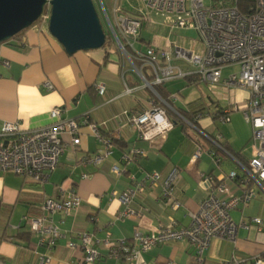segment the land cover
Instances as JSON below:
<instances>
[{"label":"crops","instance_id":"crops-1","mask_svg":"<svg viewBox=\"0 0 264 264\" xmlns=\"http://www.w3.org/2000/svg\"><path fill=\"white\" fill-rule=\"evenodd\" d=\"M105 1L113 16L115 6L123 15L132 18H139L143 11L140 0ZM42 20L0 46V124L18 123L25 130L43 128L53 122L51 111L61 108L63 119L82 120L90 114L91 122L100 126L105 124L101 127L102 136L111 138L127 123L125 112L137 114L164 106L150 89L143 87L116 45L69 55L49 32V19ZM149 21L143 24L137 49H170L175 45L195 54L198 49L203 53L202 43L197 45L186 38L176 42L162 34L158 36L162 33L161 27L151 22L153 18L150 17ZM231 68L234 67L223 70L222 82L228 79L224 72ZM47 82L53 84V91L46 89ZM101 83L106 87L104 96L97 92V85ZM164 91L172 111L175 108L195 118L198 116V131L190 132L187 127L190 137L185 135L182 125L174 123L162 137L144 141L139 139L134 127L125 126L121 138L113 139L114 149L106 161L100 165H85V160L103 152L104 145L89 126H83L78 147L73 148L69 137H64L59 167L44 186L12 173H0L2 264H39V256L46 251L39 246V238L31 232L30 225L21 220L27 215H39L46 198L58 199L74 191L81 199L79 210L69 216L60 213L54 216L62 236L49 264H85L78 238L82 232L93 235L92 244L100 253L96 264H131L124 254L114 255L108 242L125 241L129 248L139 249V242L134 240L136 231L153 235L169 227L172 221L177 223V229L187 227L190 213L208 197L212 179L217 183L230 172L236 171L239 177L242 176L238 181L229 182L234 194H242L244 172L240 164L247 165L254 155L252 126L243 113L249 103V92L236 87L226 89L222 84L211 87L202 81L189 87L186 80L167 83ZM234 107L239 110L235 111ZM222 117L228 120L223 122ZM203 131L225 144L227 153L233 158L216 150L222 166L217 167L210 155H203L194 162L196 149L202 147L198 136L209 145ZM208 149L212 147L209 145L205 150ZM133 150H141L145 156L128 166L122 158ZM114 166L122 170L121 175L113 173ZM175 168L180 172L176 188L180 202L177 211L164 201L161 186L147 182L144 192L130 206L140 217L119 219L120 213L127 208L124 197L143 182L146 173L158 172L166 177ZM199 173L209 179H200ZM231 217L237 224L254 217L264 220V193L258 191L251 203L232 211ZM23 235L25 238H19ZM69 243L78 247L70 249ZM263 255L264 232L251 224L248 229L239 228L234 241L213 239L203 253L201 264H227L233 256L251 260ZM142 263L196 264V259L193 247L187 242L171 241L153 247L134 262Z\"/></svg>","mask_w":264,"mask_h":264},{"label":"built area","instance_id":"built-area-1","mask_svg":"<svg viewBox=\"0 0 264 264\" xmlns=\"http://www.w3.org/2000/svg\"><path fill=\"white\" fill-rule=\"evenodd\" d=\"M140 1L143 11L139 18L123 15L115 6V25L102 1L101 9L115 45L125 59L134 66L143 87L150 89L164 106L137 114L125 112L127 123L122 125L111 138L102 136L101 127L105 124L100 126L91 122L90 114L82 120L63 119L61 108L51 111L53 122L43 128L25 130L18 123L0 124V173H12L44 186L59 167L64 152V137H69V143L73 148L78 147L80 130L83 126H89L104 145L103 152L85 160V165H100L106 161L114 149L113 139L121 138V130L125 126L134 127L140 140L154 141L162 137L173 127L174 122L167 113V109L172 110L171 105L157 94L156 86L197 75L202 82L211 87L222 84L226 89L236 87L247 90L250 99L243 113L245 120L252 126L251 140L254 145V155L247 165L239 163L244 172L242 194L236 195L230 188L229 182L239 179L238 172H230L217 183L212 179L208 197L199 204L195 212L190 213V224L187 227L177 229V223L172 221L169 227L162 228L153 235H144L136 231L134 240L139 242V249L129 248L125 241L108 242V247L113 249L114 255L124 254L126 261L134 264L143 253L155 246L171 241H185L194 249L196 264H201L203 253L209 248L213 239L234 241L239 228L248 229L251 224L256 225L260 232H264L262 218L254 217L250 221L237 224L231 217L232 211L251 203L258 191L264 193V0ZM150 13L170 17L174 27L196 30L204 47L203 53L198 55L175 45L170 49L155 47H148L145 51L137 49L140 32L144 21L149 20ZM42 19L48 20L49 14L43 15ZM135 62L141 64L139 68ZM235 66L239 68V73L230 75L222 82L223 70ZM45 87L48 91L54 90L50 82L45 83ZM97 92L100 96L105 95L106 87L103 83L97 85ZM234 110L237 111L239 108L234 107ZM227 120L228 118L222 117L223 122ZM186 123L196 129L192 123L187 121ZM202 134L214 148L205 150L198 146L193 157L194 162L207 152L220 167L222 160L217 158L216 150L224 151L233 158L222 147L220 140ZM143 156H145L143 151L133 150L130 154L124 155L122 160L129 166ZM112 171L116 175L122 174L118 166H114ZM179 173L177 168L166 177L158 172L148 173L143 182L138 183L136 188L128 191L124 197L123 201L127 208L120 213L119 219L140 217V214L130 206L144 192L147 182L161 186L164 201L177 211L180 207L176 197ZM199 177L203 180L209 179L205 174H199ZM80 207V197L71 191L58 199L46 198L40 207L39 215H27L22 218L21 222L30 225L31 232L39 238V246L46 251L39 256V264L51 262L57 241L62 236L59 226L54 222V216L59 213L69 216ZM78 238L84 263L96 264L100 260V253L92 244L93 235L82 232ZM68 247L75 249L78 246L69 243ZM2 263L0 259V264ZM227 264L264 263L261 258L250 260L233 256Z\"/></svg>","mask_w":264,"mask_h":264},{"label":"water","instance_id":"water-1","mask_svg":"<svg viewBox=\"0 0 264 264\" xmlns=\"http://www.w3.org/2000/svg\"><path fill=\"white\" fill-rule=\"evenodd\" d=\"M49 7V32L69 55L105 47L93 0H0V46L32 27Z\"/></svg>","mask_w":264,"mask_h":264},{"label":"rangeland","instance_id":"rangeland-1","mask_svg":"<svg viewBox=\"0 0 264 264\" xmlns=\"http://www.w3.org/2000/svg\"><path fill=\"white\" fill-rule=\"evenodd\" d=\"M104 1V3H105V6H106V9H107V13H108V15H109V17H110V19H111V21H112V23L115 25V20H114V16H113V14H112V12L109 10V8L107 7V4H106V1L105 0H103ZM93 2H94V4H95V6H96V8H97V11H98V14H99V16H100V19H101V22H102V24H103V27H104V29H105V31L107 32V34L112 38V34L111 33H109L110 31H109V28H108V23H107V21H106V18H105V16H104V12H103V10L101 9V1L100 0H93ZM48 9V11H49V7L47 8ZM46 9V10H47ZM151 14V15H150ZM149 14V16L151 17V18H153V21H151L152 23H155V25H159L160 27H161V31H162V33H158L157 35L159 36L160 34H162V36L163 37H166L168 40H172V41H178L179 39H182V38H186V39H188V40H190V41H194V42H196V44L198 43V44H200L201 43V40H200V37H199V35H198V33L196 32V30H194V29H189V30H185V28H180V27H174L173 26V20L170 18V17H165V16H161V15H158V14H155V13H150ZM149 17V18H150ZM43 20L41 19V20H39L38 22H36L35 24H40L41 22H42ZM145 23H150V21L149 20H146V21H144V24ZM164 29H166V33H164ZM147 33V32H146ZM197 44V45H198ZM197 54L198 55H201L202 54V52L200 51V49H198V51H197ZM126 63H127V65H128V67H129V69L132 71V72H134L136 75H137V73L135 72V68H134V66L130 63V62H128L127 60H126ZM236 73H239V68L238 67H234V68H231V69H228V70H226L225 72H224V77H226V76H230V75H232V74H236ZM137 77H138V75H137ZM138 79H139V81L140 82H142L141 81V79L138 77ZM206 85H204V87H205ZM189 126V131L190 132H195V131H198V130H196V129H193L192 127H191V125H188ZM217 126H220V124H217ZM198 140L200 141V143H201V145H202V147L203 148H207L209 145L206 143V141H204V139L202 138V137H200V136H198ZM253 149V148H252ZM203 155H207V156H209V154L207 153V152H205ZM211 159H212V161H214V159L211 157V156H209ZM214 163H215V165L217 166V164H216V162L214 161ZM222 166V165H221ZM218 167V166H217ZM180 174V173H179ZM200 174V173H199ZM198 174V175H199ZM146 175H147V173H146ZM145 175V176H146ZM179 178H180V175H179ZM200 178V177H199ZM144 179H145V177H144ZM201 179V178H200ZM206 181V180H205Z\"/></svg>","mask_w":264,"mask_h":264},{"label":"trees","instance_id":"trees-1","mask_svg":"<svg viewBox=\"0 0 264 264\" xmlns=\"http://www.w3.org/2000/svg\"><path fill=\"white\" fill-rule=\"evenodd\" d=\"M49 14V11H48V9L47 10H45V13H44V15H48ZM106 32V31H105ZM19 35V34H18ZM17 35V36H18ZM106 35H107V37H106V44H105V47H110V46H112V45H115V43H114V41L112 40V38L107 34V32H106ZM16 36V37H17ZM15 37V38H16ZM135 65L139 68L140 67V63L139 62H135ZM184 80H186L187 82H188V84H189V87H191V86H193V85H195V84H199L200 82H201V79H200V77L199 76H197V75H193V76H189V77H187V78H185ZM155 90H156V92H157V94L162 98V99H164L165 101H168L169 102V98H168V96L165 94V91H164V85L162 86H156L155 87ZM169 104H170V102H169ZM171 105V104H170ZM174 110L175 111H172V110H169V109H167V113H168V115H169V117L173 120V122L175 123V124H180V125H182V129H183V131H184V133H185V135L186 136H189L190 137V134H189V131H188V129H187V127H188V124L186 123V121L187 122H190V123H192L196 128H200L199 127V123H198V121H197V118H198V116H196V118L193 116V115H191V114H189V113H187V112H185V111H180V110H177V109H175L174 108ZM184 119H182V118ZM196 119V120H195ZM204 132V131H203ZM205 133V132H204ZM206 134V133H205ZM210 138H212V139H214V137H212V136H210ZM209 142V145H210V147H213L214 148V146H213V144L210 142V141H208ZM221 145H222V147L228 152V148L226 147V145L225 144H222L221 143ZM235 158H237L236 156H235ZM238 159V158H237ZM245 165V164H244ZM239 179H242V176L241 177H239ZM239 179H237V181L239 180ZM25 235H23V236H19V238H25L24 237ZM27 236V235H26ZM27 239H28V237H27ZM28 241V240H27ZM262 260H264V255L262 256V258H261Z\"/></svg>","mask_w":264,"mask_h":264}]
</instances>
